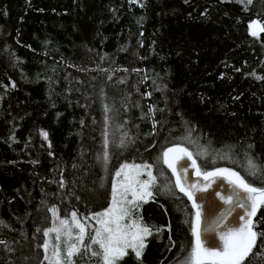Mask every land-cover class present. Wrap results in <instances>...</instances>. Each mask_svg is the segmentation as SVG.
Wrapping results in <instances>:
<instances>
[{"label":"trees","instance_id":"1","mask_svg":"<svg viewBox=\"0 0 264 264\" xmlns=\"http://www.w3.org/2000/svg\"><path fill=\"white\" fill-rule=\"evenodd\" d=\"M253 21L264 27V0H0V264H45L51 209L105 210L123 164L151 165L156 182L133 213L152 228L142 256L116 264H184L197 215L164 151L264 187L248 168L264 166ZM252 222L264 233V204ZM244 264H264V236Z\"/></svg>","mask_w":264,"mask_h":264},{"label":"snow or ice","instance_id":"2","mask_svg":"<svg viewBox=\"0 0 264 264\" xmlns=\"http://www.w3.org/2000/svg\"><path fill=\"white\" fill-rule=\"evenodd\" d=\"M133 3H137L138 0H131ZM252 0H248V4L250 5ZM250 35L257 37L258 32L255 30L259 27V30L264 32V27H260L257 22L253 21L249 23ZM259 79V77H258ZM108 110L107 107L105 109ZM45 139H47V133H42ZM123 143V142H121ZM194 143V142H193ZM105 148H107V133H105ZM178 152L182 153L183 156H186L189 160L192 161V166L196 168V174L200 175V168L196 164V160L193 159V154L187 151L185 148L175 147L169 148L163 152V163L166 164L173 172L174 175L177 174V170L175 167V159H169V153ZM197 155H203L202 152H197ZM107 153L105 152L102 156V159L107 161ZM128 167V165H124L120 170H118L115 175L119 177L123 168ZM137 169L146 170L147 179L138 182L140 184V188L143 192L138 196L137 192L134 188H132L131 182L125 188V193L122 194V200L120 203V207L117 208L118 201L116 199L117 190L115 185L112 188V203L113 207L107 209V211L102 213L94 214L95 217H105L110 216V219L104 220L100 219L97 222L102 225L101 229H96L94 231V235L90 237V241L88 244H84L83 237L85 233V226L83 224L77 223V227L80 229L79 240L81 242L82 247L86 251H91V245L96 244L99 245L100 249H102V259L103 264H116L118 259L123 258L127 255V249H132V252L135 255V258L139 260L142 256V251L146 247L144 242L145 237L152 234V228L147 225H142L137 223L136 220H133L131 225L120 224V221L123 220L126 216H129L130 213L134 209H138L139 205L135 203L136 199H141L145 203L147 202L146 197L152 195V192L149 191L150 185L156 182V177L153 176L151 172V165L142 164L136 165ZM183 167V166H182ZM248 168L249 175H256L262 171H264V166L258 165L252 158L248 159ZM218 175H227L230 177L229 183H231L234 188L240 189V191L247 193V196L244 198L240 197L239 192L235 193L236 195V204L235 206L244 209V215L240 217L241 220H244V224L238 227H225L223 231L219 233V239L222 241V247H204L201 243V237L198 229L193 231V235L195 236V244L192 247L190 254L187 259L184 261V264H244L246 258L252 254L253 249L256 247V242L258 237L264 236V233H257L254 231V226L251 217H253L256 213L257 208L264 204V187H254L252 184L244 177H242L239 173L233 172L230 169H217L213 172H205L203 174L204 179L208 180L210 177L218 176ZM176 187L180 188V191L184 192L185 195L188 196L189 200H193V207L198 208L195 200L193 199V194L191 190H185L181 183V177L177 175L176 179ZM209 185H205L207 188ZM192 187H195L193 185ZM132 192L133 199L129 200L127 198V192ZM224 200L225 204H233V196L228 195L227 197H221ZM251 201V204L248 203ZM124 203L130 204L133 207L128 208L124 207ZM53 215L56 214V209H51ZM197 219H199V211H197ZM247 216V219H245ZM73 221L76 220V213H72ZM61 225H67L68 221L61 220ZM111 225H115L112 227ZM223 227V225H221ZM127 229V230H124ZM132 229H135L133 231ZM55 229H49L44 232V235L47 236L49 231H53ZM159 231V230H157ZM106 234V235H105ZM59 240V235L56 237ZM0 243H5L4 241H0ZM45 249H47L48 245L45 243L43 245ZM75 252H79V249H76L75 245H73L66 253L68 258V264H74L72 257ZM91 254L93 256H98L100 253L92 251ZM54 255L60 256V249L57 245L56 251ZM47 259V257H45ZM59 264V261H57ZM78 264V262H75Z\"/></svg>","mask_w":264,"mask_h":264},{"label":"rangeland","instance_id":"3","mask_svg":"<svg viewBox=\"0 0 264 264\" xmlns=\"http://www.w3.org/2000/svg\"><path fill=\"white\" fill-rule=\"evenodd\" d=\"M257 28L255 29L256 31H257ZM180 154L181 153H178V152L169 153V159L170 160L173 158L177 159L180 156ZM124 165H128V167L123 168L121 175L119 177H117L115 175V173L118 170H120ZM136 165H142V164H123L115 171V173L112 176L109 206L105 210H103L99 213L105 212L110 207H113V203H112L113 185H115L116 190H117V196H116V199L118 201V204L116 206L117 208L120 207L119 202H121V200H122V194L125 193V188H126V186L129 185L130 182L132 184V188H134L136 190L138 196L143 192V190L140 188V184L138 182H142V181L147 179L146 170L137 169L135 167ZM150 170L152 172V167ZM152 174H153V172H152ZM152 186H153V184L150 185V187L148 189L149 191H151ZM127 198L129 200L133 199L131 191L127 192ZM146 199L148 201L150 199V196L146 197ZM135 203L138 204L139 208H140L141 204H143L145 202L141 199H136ZM123 206L128 207V208L133 207L132 205L127 204V203H124ZM139 208L134 209L130 213L129 216H126L123 220L120 221V224L122 226L131 225L133 220H136L137 223L141 224V222L138 220V218L133 215V213L138 211ZM95 214H97V213H95ZM100 219L108 220V219H110V216L95 217L94 218V214H93V215H90L89 218L86 220H81L76 216V220L73 221L72 215L69 216L68 218L61 217L57 213L55 215H52L51 225L46 231H48L49 229H55V230L49 231V234L47 236H45L46 237L45 243L48 245V247H47V249L43 248L44 263L45 264H57V261H59V264H68V258H67L66 253L73 245H75L76 249H79V252L74 251V254L72 257L74 264H75V259L77 260L76 262H78V264H80L79 260L82 257V255H84V254H86L87 259L91 260L90 263H92V264H103L102 249H100L99 245L93 244V245H91V251H86L82 247L81 242L79 240L80 229H79V227H77V223L83 224L85 226V233H84V237H83V242H84V244H88L90 241V237L92 235H94V231L96 229L102 230V225L97 222ZM61 220L68 221L67 225H61V223H60ZM111 226L115 227V225H111ZM195 229H197V226L195 227ZM124 230H127V229H124ZM132 230L135 231V229H132ZM57 235H59V240L56 239ZM146 238L147 237H145L144 242L146 241ZM57 245L59 246V249H60V256L59 257L54 255V252L56 251ZM92 251L100 253V255L93 256L91 254ZM128 252H132V249H130V248L127 249V253ZM45 257H47V259ZM121 259H118V260H121Z\"/></svg>","mask_w":264,"mask_h":264},{"label":"water","instance_id":"4","mask_svg":"<svg viewBox=\"0 0 264 264\" xmlns=\"http://www.w3.org/2000/svg\"><path fill=\"white\" fill-rule=\"evenodd\" d=\"M183 166V167H182ZM177 175L181 177V183L185 190H191L193 199L198 208L194 207L199 219H197V229L199 230L201 243L204 247H222V241L219 239V233L225 227H238L244 224L240 217L244 215V209L235 206L236 195L239 192L240 197L244 198L247 193L229 183L230 177L227 175H218L204 179L202 174H196V168L192 166V161L181 153L175 160ZM195 185V187H192ZM205 185H209L205 188ZM233 196V204H225L221 197ZM251 204V201H248ZM193 204V200H192ZM247 219V216H245ZM252 219V217H251ZM223 225V227L221 226Z\"/></svg>","mask_w":264,"mask_h":264}]
</instances>
